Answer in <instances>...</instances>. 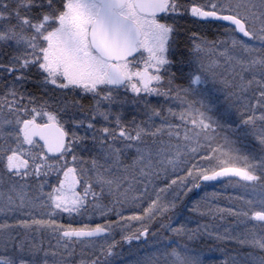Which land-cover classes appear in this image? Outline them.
Listing matches in <instances>:
<instances>
[{
    "label": "snow or ice",
    "instance_id": "obj_1",
    "mask_svg": "<svg viewBox=\"0 0 264 264\" xmlns=\"http://www.w3.org/2000/svg\"><path fill=\"white\" fill-rule=\"evenodd\" d=\"M0 264H264V0H0Z\"/></svg>",
    "mask_w": 264,
    "mask_h": 264
}]
</instances>
